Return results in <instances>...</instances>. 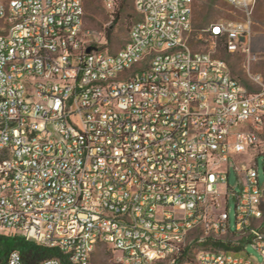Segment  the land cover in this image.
I'll return each mask as SVG.
<instances>
[{
    "label": "built area",
    "instance_id": "2783aa9c",
    "mask_svg": "<svg viewBox=\"0 0 264 264\" xmlns=\"http://www.w3.org/2000/svg\"><path fill=\"white\" fill-rule=\"evenodd\" d=\"M133 1L109 52L83 0H0V235L61 252L9 264H89L101 243L125 264H264V77L191 48L194 0ZM226 1L241 17L208 35L249 51L257 0Z\"/></svg>",
    "mask_w": 264,
    "mask_h": 264
},
{
    "label": "rangeland",
    "instance_id": "374dc122",
    "mask_svg": "<svg viewBox=\"0 0 264 264\" xmlns=\"http://www.w3.org/2000/svg\"><path fill=\"white\" fill-rule=\"evenodd\" d=\"M85 6L84 27L88 30L95 42L101 44L109 52L121 49L129 35L130 26L139 18L133 0H115L113 8L107 5L106 0H83ZM119 17L115 21V17ZM241 13L235 10L226 0H194V11L190 34V46L194 50L211 52L214 56L224 59L230 66L232 75L241 83L253 86L252 77H264V0H257L252 18L251 36L247 40L250 50L245 52H228L220 40L208 35L210 25L223 19L240 18ZM112 28V37H107V29ZM258 153L257 162L260 180L264 182V136L262 142L252 149ZM252 152L237 155V161L254 160ZM229 181L236 182V175L231 171ZM231 222L234 224V204L230 203ZM247 251L261 259L258 251L248 246ZM193 256V255H192ZM89 264H125L122 255L107 244H99L93 253ZM161 264H171L169 261ZM181 264H192L183 261Z\"/></svg>",
    "mask_w": 264,
    "mask_h": 264
},
{
    "label": "trees",
    "instance_id": "16d2710c",
    "mask_svg": "<svg viewBox=\"0 0 264 264\" xmlns=\"http://www.w3.org/2000/svg\"><path fill=\"white\" fill-rule=\"evenodd\" d=\"M118 16L115 21H118ZM107 37H112V28L107 29ZM20 251L24 262L35 263L44 259L61 256L57 248H49L34 241L26 240L23 236L16 234L0 235V264H9V257L12 251ZM191 258V256H190ZM183 258L177 260L175 264H181Z\"/></svg>",
    "mask_w": 264,
    "mask_h": 264
},
{
    "label": "water",
    "instance_id": "95a60500",
    "mask_svg": "<svg viewBox=\"0 0 264 264\" xmlns=\"http://www.w3.org/2000/svg\"><path fill=\"white\" fill-rule=\"evenodd\" d=\"M88 51H91V48H89Z\"/></svg>",
    "mask_w": 264,
    "mask_h": 264
}]
</instances>
